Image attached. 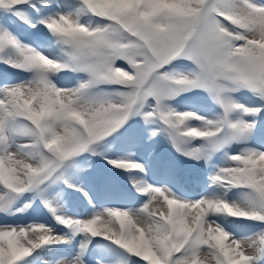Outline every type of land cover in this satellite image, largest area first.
Returning <instances> with one entry per match:
<instances>
[{"label": "snow or ice", "instance_id": "snow-or-ice-1", "mask_svg": "<svg viewBox=\"0 0 264 264\" xmlns=\"http://www.w3.org/2000/svg\"><path fill=\"white\" fill-rule=\"evenodd\" d=\"M6 17L41 33L36 46ZM181 60L193 67L178 70ZM0 64L28 74L0 81V213L27 212L40 198L67 230L0 223V264H27L37 250L70 245L81 235L78 250L54 264H86L96 237L134 264H264V143L247 146L264 105L246 107L233 98L247 91L264 102L262 0H0ZM193 90L220 107L216 118L167 103ZM132 117L161 124L173 147L193 160L245 146L225 153L229 163L212 175L219 191L211 195L188 200L167 186L133 180L146 197L139 208L104 207L86 218L61 214L55 197L48 198L53 186L79 191L69 175L77 158L100 154V143ZM107 162L144 171L130 159ZM234 189L239 200L228 198Z\"/></svg>", "mask_w": 264, "mask_h": 264}, {"label": "rangeland", "instance_id": "rangeland-1", "mask_svg": "<svg viewBox=\"0 0 264 264\" xmlns=\"http://www.w3.org/2000/svg\"><path fill=\"white\" fill-rule=\"evenodd\" d=\"M66 2L74 4L75 0H66ZM8 19L13 21L10 25L12 30L25 43H33L37 38H42L41 33L30 29L19 20L5 18L6 21ZM38 28L42 29L43 26L38 25ZM43 31L47 30L43 29ZM33 46L36 45L33 43ZM174 66L183 72H187L193 67L186 60L175 62ZM27 76V73H21L5 64H0V81L15 83ZM60 76L64 78L65 74L61 73ZM67 76L71 83H75L76 77L73 74L69 73ZM233 98L246 107L264 105V102L247 91L234 93ZM167 103L178 111L196 112L208 119L216 118L221 112L220 107L208 94L200 90L182 93ZM244 119L252 120L253 117L245 116ZM255 119L260 120V124H257L255 135L248 142L247 146L249 147H260L264 143V112ZM191 123L193 125L200 124L199 121ZM162 127L159 123L146 124L142 117H132L121 129L100 143L96 148L100 154L92 155L91 152H88L77 158L78 164L69 171V175L70 182L77 184L79 191L69 189L60 182L53 186L48 198L55 197L53 202L59 206L61 214L86 218L91 215L93 210H100L104 207L139 208L146 197L136 191L133 187V180L147 181V183L158 187L165 185L178 196L188 200L199 199L201 196L218 192L219 189L212 186V175L218 168L228 166L226 152H237L245 145L232 144L229 148L214 154L207 162L203 159L197 161L178 152L168 139L167 134L160 130ZM153 131L157 133L155 136L152 135ZM195 143L199 144L200 141L197 140ZM118 158L139 162L144 165V171H126L114 168L107 162L109 159ZM57 193L59 196L56 195ZM84 193H87V197ZM30 195L28 194L24 198V202H28ZM228 198L239 200L238 190L234 189L230 192ZM18 207H23V203H20ZM36 213L41 215V223H46L57 231H62L63 234L67 232L66 229H62L56 224L54 218L44 208L40 198L32 203V207L27 212L16 213V215L0 213V223H25L26 218L28 221H34L28 217ZM241 223L253 224L254 222L243 221ZM92 248L95 250L92 254L93 259H86V264H97L98 261L100 264H134V257H129L118 246L101 237L91 238L90 251ZM39 258V260H47L46 255ZM52 259L49 260L53 262L54 259Z\"/></svg>", "mask_w": 264, "mask_h": 264}, {"label": "bare ground", "instance_id": "bare-ground-1", "mask_svg": "<svg viewBox=\"0 0 264 264\" xmlns=\"http://www.w3.org/2000/svg\"><path fill=\"white\" fill-rule=\"evenodd\" d=\"M262 2H264V0H262ZM45 54H48V53L46 52ZM166 184H167V182H166ZM115 202L116 203H120L119 201H115ZM111 207H114V206H111ZM93 211H95V210H93ZM28 218L33 219L34 221H28V219L26 218L25 219L26 222L25 223L24 222H21V223H24V224H26V223H32V222L41 223V218L42 217H41V215L39 213H36V214L31 215ZM55 231H56L57 234H61V235L63 234V233H61L62 231L60 232V231H57L56 229H55ZM83 239H85V238L81 235V236L75 237L71 241V244L70 245H50V246H47L46 249L37 250V252L33 254V257L28 258L27 264H45L46 261L48 262V264H54V262L56 260L63 259L65 257V255H67L69 252H73L75 250H78L79 243ZM94 251H95L94 248H92V250L90 251V245H89V251H88V253L86 255V259H89V260L93 259L92 254H93ZM44 255L47 256V260H39L40 259L39 257H43ZM51 258L54 259V260L52 259L53 262H51L49 260Z\"/></svg>", "mask_w": 264, "mask_h": 264}, {"label": "trees", "instance_id": "trees-1", "mask_svg": "<svg viewBox=\"0 0 264 264\" xmlns=\"http://www.w3.org/2000/svg\"><path fill=\"white\" fill-rule=\"evenodd\" d=\"M252 222V221H251Z\"/></svg>", "mask_w": 264, "mask_h": 264}]
</instances>
